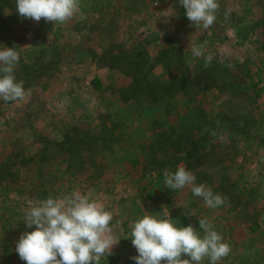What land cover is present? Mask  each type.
<instances>
[{
    "label": "rangeland",
    "instance_id": "1",
    "mask_svg": "<svg viewBox=\"0 0 264 264\" xmlns=\"http://www.w3.org/2000/svg\"><path fill=\"white\" fill-rule=\"evenodd\" d=\"M218 3L217 19L207 30L186 17L178 0H79L74 16L63 23L21 17L16 1L0 8V48L17 45L30 65L57 60L43 74L39 69L21 74L17 67L16 80L23 82L25 97L0 99V264H26L15 248L20 236L31 231L23 221L31 207L50 196L61 199L73 192L112 213L110 234L120 241L101 264H135L122 261L127 250L122 237L131 234L133 222L145 215L173 219L178 227L191 225L201 235L199 219H207L231 247L218 264H264V142L258 141L264 137V0ZM98 21L97 30L84 26ZM215 35L222 43L225 37L236 38L237 45L224 47L232 51L231 58L229 52H218L216 43L204 46ZM119 42L127 50L136 45L147 52L153 63L150 77L162 82H168L170 74H185L184 68L200 74L207 66L202 59L213 57L209 64L216 73L213 91L205 97L178 93L169 101L165 126L181 133L192 123L202 124V114L214 117L226 111L229 119L219 124L230 128L209 140L214 147L207 157L196 160L193 167L177 164L190 170L197 184L219 193L223 205L210 208L192 194L191 186L169 190L163 175L139 170L138 162L126 156L136 153L135 140L145 141L141 146L152 143L158 131L146 124L147 115L156 109L154 103H139L144 114L138 122L133 120L136 113L120 103L119 90L131 84L132 76L109 68L112 56L119 53L109 45ZM165 45H179L186 63L174 62L168 68L157 62ZM196 45L203 56L192 55ZM79 60L85 64H77ZM91 66L101 70L97 87H87L95 72ZM76 72L82 73L80 77ZM88 98L92 100L84 102ZM106 107L109 114H100ZM108 123L118 127L117 140L123 133L127 140L116 141L111 149L92 150V163L72 166L67 150L59 147L66 134L79 128L72 136L84 142ZM128 246L135 248L131 239ZM201 264H209L208 259Z\"/></svg>",
    "mask_w": 264,
    "mask_h": 264
},
{
    "label": "clouds",
    "instance_id": "2",
    "mask_svg": "<svg viewBox=\"0 0 264 264\" xmlns=\"http://www.w3.org/2000/svg\"><path fill=\"white\" fill-rule=\"evenodd\" d=\"M186 17L207 30L217 19L218 0H178ZM79 0H16V11L21 17L63 23L72 18ZM230 10L225 12V17ZM194 57L203 56V49L191 48ZM213 57L208 55L205 63ZM21 55L15 47L0 48V99L21 100L26 95L23 82L17 81L15 70ZM164 183L169 190L191 186L192 194L200 197L210 208H217L225 199L210 187L196 183V176L183 166L175 171L164 170ZM112 213L86 195L73 192L61 199L48 197L31 207L23 221L26 229L16 242V252L26 264H101L120 240L111 232ZM199 229L191 225L178 227L173 219L145 215L132 224L130 239L137 251L135 264H209L218 262L231 252L207 219H199ZM187 256L189 259H182Z\"/></svg>",
    "mask_w": 264,
    "mask_h": 264
},
{
    "label": "trees",
    "instance_id": "3",
    "mask_svg": "<svg viewBox=\"0 0 264 264\" xmlns=\"http://www.w3.org/2000/svg\"><path fill=\"white\" fill-rule=\"evenodd\" d=\"M8 2L9 0H0V8H2L4 4H9ZM99 25L100 22H95L93 24L84 22V26H89V30H96V28H99ZM109 46L113 47V50L116 49L119 53L112 56V60L108 65L111 68L119 69L125 75L132 76L131 84L119 90V93L121 94L123 103H128L130 101L134 102V104L136 103L135 107L132 108L133 112L136 113L134 117L143 116L142 111L140 112L139 110V103L143 100L157 103L169 96L173 98L178 93L194 96L215 86L214 75H216V73L214 66L212 67L209 64L202 69V73L200 72V74H189V70L184 68L183 72H186L185 74L182 73L178 76L170 74L168 75L169 81L162 82L158 78L151 79L150 75L152 73L153 63L150 61L147 52L135 46L132 50H127L125 49L126 45L121 42L118 44L113 43ZM182 54L183 51L179 45H165L158 54L156 60L157 62H164V64L170 68L174 62L186 63ZM56 63L57 60H51L39 65H30L21 57L17 67L21 74H25L24 72L30 73L32 70L37 71V69H39V73L43 74V72L46 73L47 69H52ZM16 76L17 74H15V77ZM211 78L213 81L210 82ZM96 82L97 79L92 82L95 87L98 86V84H94ZM169 106L170 105H168V108H170ZM167 109L163 110L164 112L162 111L166 116L165 119H168L169 109ZM224 112L226 111L221 110L220 113L212 118L202 114V122L205 123V126L200 124V121L195 122L190 125L191 127L184 128L181 133L175 131L173 126H165L168 124V120H162L155 115H151V117L147 115L148 119L146 124L151 126V131L157 130L158 132L154 134L152 143H146V145L143 146V149H148V151H145L147 153L143 152V163H145V167H149V171L151 172L163 175L165 169L175 171L177 164L181 162H184L188 167L195 166L196 160L206 158L208 153L212 151L210 149L213 148L214 145L209 139L214 137L219 130H224L226 127L228 129L230 128L229 126L219 124L221 119H229V116L226 115L227 113L225 114ZM250 119L251 121L253 120V118ZM104 125L98 133H93L90 138H87L84 142L80 139V141L76 140L72 136L79 131V128L72 129L71 132L66 134L64 140L59 144V147L67 150L70 157L69 161L72 166L92 163V150H98L99 148L111 149L114 143L118 141V135L115 136L118 127L115 126L114 123H108L106 127H104ZM201 125L202 133L199 132ZM206 125H208V129ZM258 141L264 142V137H260ZM83 152L87 153L82 155Z\"/></svg>",
    "mask_w": 264,
    "mask_h": 264
},
{
    "label": "crops",
    "instance_id": "4",
    "mask_svg": "<svg viewBox=\"0 0 264 264\" xmlns=\"http://www.w3.org/2000/svg\"><path fill=\"white\" fill-rule=\"evenodd\" d=\"M16 0H13V1H10L9 0V5H11L12 3H14ZM3 7V6H2ZM99 22V21H98ZM91 24V23H90ZM221 29H223L224 30V28L222 27ZM228 29H233V27L231 26L230 28H228ZM95 30V29H94ZM96 30H97V28H96ZM220 31H222V30H220ZM236 39V38H235ZM235 39H233V37L232 36H230V37H225V38H223V43H222V39L220 38V37H217L216 35H215V37L213 38V39H209V40H206L205 41V43L204 44H207V45H204L205 47H208V46H210V47H212V44L214 43H216L217 45H219V48H218V52H220L221 54H227L228 52H229V50L227 51V50H224V47L225 46H227V45H230V46H233V45H237L235 42H237V40H235ZM136 44H138V42L136 43ZM133 46H135L136 47V45H133ZM11 47H15L16 49H18L19 47H17V45H11ZM215 47V46H214ZM226 49V48H225ZM228 57L229 58H231L232 57V51H230L228 54ZM25 60V59H24ZM205 60L204 59H202V63L204 62ZM26 62V61H25ZM79 62L81 63V62H84V61H76V63L77 64H79ZM84 64H85V62H84ZM206 65H208V64H206ZM92 68L91 69H93L95 72H93L89 77H88V80H87V87H89V86H91V84H93L92 82H93V80H95V79H98V77H100V75H98L97 74V71H101L100 70V68L99 67H97V66H91ZM109 68H111L110 66H109ZM108 68V69H109ZM90 69V70H91ZM112 69H114V68H112ZM95 73V74H94ZM82 73H79V72H76V77H80V75H81ZM213 87L212 88H210V89H208V90H206V91H203L202 92V97H205V95H207V94H209V92H212L213 90ZM71 93L73 94V93H75V91H71ZM119 95V100H120V103H123V101H122V98H121V94H118ZM173 98H166V99H162V100H160V101H158L157 103H154L153 105H155V111H153L152 113L153 114H151V115H155L157 118L159 117L160 119H162V120H164L165 118H166V116H165V114L163 113L164 111L163 110H165V109H167L168 108V105H170L169 104V101L170 100H172ZM92 100V98H88V99H85L84 100V102H86V103H89L90 101ZM173 102V101H172ZM128 109H131L132 110V108L133 107H135V105H136V103L134 104V102H132V101H130V102H128V103H123ZM160 106V107H159ZM138 108V107H137ZM222 107L219 105V107H218V110L219 109H221ZM107 107H106V109L104 110L103 109V111H101V113L100 114H102V115H107V114H109V113H107L106 111H107ZM169 109V108H168ZM167 109V110H168ZM202 109H204L205 110V112L207 111L204 107H203V105H202ZM163 111V112H162ZM141 112V111H140ZM209 113L210 112H208L207 114H208V116H209ZM144 114V113H143ZM146 114V113H145ZM210 115H212V114H210ZM162 116V117H161ZM210 118H212L211 116H209ZM139 118H141V117H133V120H135V122H138L139 120ZM166 121L168 120L169 121V118L168 119H165ZM168 121H167V123H168ZM165 124V123H164ZM202 125H204L205 126V123H203L202 122ZM146 127V126H145ZM206 127H207V125H206ZM207 129H208V127H207ZM206 129V130H207ZM127 135V134H126ZM124 133L123 134H121L120 135V138H119V140L118 141H126L127 140V136H126ZM214 137H215V135H214ZM124 139V140H123ZM211 139H213V137L211 138ZM211 139H209V140H211ZM136 141V145H135V154L134 155H126V156H132V158L134 159V160H136L137 162H138V165L136 166V168H139V165H140V168H139V170H143V171H146L145 173H152L151 171H149L150 170V168L149 167H145V163H143V157H144V154H143V146H141V144H142V142L144 143L145 141H141V140H135ZM130 148V147H129ZM131 158V159H132ZM126 222V221H125ZM122 241L124 242V249H127L126 251L124 250V253L123 254H126V255H124L123 256V258H122V261H126V262H128V261H134L133 259H132V257H134V256H136L138 253H137V251H136V249L135 248H133V247H130V246H128V244H129V239H130V233L128 234H125L123 237H122ZM117 245V244H116ZM127 246V247H126ZM120 247H122V246H120ZM130 248V249H129ZM126 252V253H125ZM135 262V261H134ZM162 264L164 263L163 261L161 262Z\"/></svg>",
    "mask_w": 264,
    "mask_h": 264
}]
</instances>
